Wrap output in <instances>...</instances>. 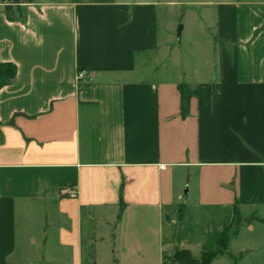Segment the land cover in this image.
I'll list each match as a JSON object with an SVG mask.
<instances>
[{"label": "crops", "instance_id": "obj_1", "mask_svg": "<svg viewBox=\"0 0 264 264\" xmlns=\"http://www.w3.org/2000/svg\"><path fill=\"white\" fill-rule=\"evenodd\" d=\"M32 1L0 3L17 69L0 90V264H164L216 250L237 213L212 264H264V245L233 251L264 234V0L219 4L215 59L187 65L160 0ZM181 84L198 92L186 118Z\"/></svg>", "mask_w": 264, "mask_h": 264}, {"label": "rangeland", "instance_id": "obj_2", "mask_svg": "<svg viewBox=\"0 0 264 264\" xmlns=\"http://www.w3.org/2000/svg\"><path fill=\"white\" fill-rule=\"evenodd\" d=\"M232 1L246 0H160L164 4L159 8L160 37L162 40L168 41L172 45V48H175L172 53H176L179 56L182 65H187L191 62V59L200 60L207 54H213L215 59V55L217 54L216 48H219L216 45L219 39L216 29L218 23V5ZM6 3L10 4V0H7ZM179 31H181V38L178 36ZM169 32L171 33L170 35ZM212 42H215V53L212 51ZM175 64L177 62L174 59L167 61L166 68H173ZM240 220H243L242 217L237 216L232 231L237 232L244 227V224L239 223ZM144 228L145 226L140 227V229ZM261 235L262 240L259 239ZM261 235L258 232L253 234L244 230L242 238L238 239L233 251L237 253L238 248L243 245H264L263 232ZM174 255L175 253L171 252L166 256L168 264H170V260ZM243 256H245L244 252ZM189 257L190 261L195 264L203 259V254L191 253ZM255 259L256 257L253 256L250 260L253 261ZM221 264H236V262L235 260H228V263L224 262Z\"/></svg>", "mask_w": 264, "mask_h": 264}, {"label": "trees", "instance_id": "obj_3", "mask_svg": "<svg viewBox=\"0 0 264 264\" xmlns=\"http://www.w3.org/2000/svg\"><path fill=\"white\" fill-rule=\"evenodd\" d=\"M0 3H5V0H0ZM32 3V0H10L11 5L18 6ZM10 11L11 7L7 6L6 12ZM16 74L17 69L14 65L0 63V90L6 86H9L15 80ZM178 91L181 95V117L186 118L190 113L191 100L197 97L198 92L196 89H192L187 84H181L178 87ZM184 216L185 212L184 208L182 207L179 211V220H183ZM237 216H239L238 213L235 216V220ZM239 223H241V220L239 221ZM231 232L232 229L225 231L219 239L217 249L212 252L204 253L203 259L200 262H196L195 264H212L216 258L223 256L227 252L229 235L231 234ZM174 253L175 255L170 260V264H194V262H191L189 259V256L191 255L189 251L176 250ZM166 256L167 255H165L164 258V264H168Z\"/></svg>", "mask_w": 264, "mask_h": 264}, {"label": "built area", "instance_id": "obj_4", "mask_svg": "<svg viewBox=\"0 0 264 264\" xmlns=\"http://www.w3.org/2000/svg\"><path fill=\"white\" fill-rule=\"evenodd\" d=\"M76 80L79 88H83L89 85L92 82L93 78L90 73L86 71H80L77 74Z\"/></svg>", "mask_w": 264, "mask_h": 264}, {"label": "water", "instance_id": "obj_5", "mask_svg": "<svg viewBox=\"0 0 264 264\" xmlns=\"http://www.w3.org/2000/svg\"><path fill=\"white\" fill-rule=\"evenodd\" d=\"M178 36L181 37V31L178 32ZM248 252L245 253L247 255Z\"/></svg>", "mask_w": 264, "mask_h": 264}]
</instances>
